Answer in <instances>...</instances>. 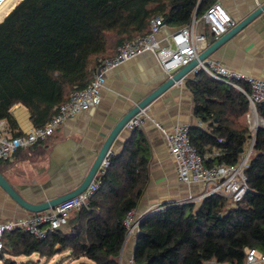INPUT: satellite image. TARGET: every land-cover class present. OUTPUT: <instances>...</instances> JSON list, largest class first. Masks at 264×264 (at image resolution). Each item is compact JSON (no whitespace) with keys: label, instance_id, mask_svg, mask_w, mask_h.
Masks as SVG:
<instances>
[{"label":"trees","instance_id":"obj_1","mask_svg":"<svg viewBox=\"0 0 264 264\" xmlns=\"http://www.w3.org/2000/svg\"><path fill=\"white\" fill-rule=\"evenodd\" d=\"M216 1L20 0L0 21V122L16 129L11 110L22 104L34 126L43 127L75 86L84 89L91 83L101 60L114 56L126 41L148 35L154 17L179 29L203 17ZM185 83L195 115L206 125L191 127L192 145L202 157L218 152L205 160L207 167L236 166L252 140L248 99L204 71L189 75ZM257 113L264 119L263 103ZM150 155L138 128L113 159L88 207L73 212L66 228L45 239L5 233L1 264H37L18 259L38 254L49 261L65 252L87 258L82 264H121L124 219L148 185ZM246 175L248 192L235 205L214 194L198 206L165 205L146 218L136 237L135 262L246 264L249 249L264 254V128L257 131Z\"/></svg>","mask_w":264,"mask_h":264},{"label":"crops","instance_id":"obj_2","mask_svg":"<svg viewBox=\"0 0 264 264\" xmlns=\"http://www.w3.org/2000/svg\"><path fill=\"white\" fill-rule=\"evenodd\" d=\"M221 3L231 18L239 23L262 5L264 0H221ZM195 19L196 32H203L202 17ZM177 30L165 26L157 39L167 40ZM214 40L208 37L209 45ZM210 58L247 75L264 78V14L217 49ZM167 79L168 75L152 53H145L110 71L106 75L100 106L68 120L53 136L33 149L20 150L13 162L0 164V173L33 203H42L76 189L115 125ZM149 112L152 119L168 131L181 124L206 129V125L195 115L193 95L186 83L165 92L149 106ZM11 113L18 132H28L35 127L24 105L14 106ZM141 131L151 155L149 182L135 209L137 217L146 216L165 205L180 203L189 196L201 197L205 193L204 185H185L178 181L176 164L171 158L164 135L155 123L146 120ZM131 137L132 133L125 129L114 142L112 150L120 154ZM200 202L194 204L198 206ZM28 215L31 214L0 187V222ZM136 237L126 241L121 264H128L134 257ZM70 254L65 252L56 255L62 256L56 264L88 263L87 258L75 259ZM29 260L37 264L51 261L34 254L30 258L21 257L18 262Z\"/></svg>","mask_w":264,"mask_h":264},{"label":"built area","instance_id":"obj_3","mask_svg":"<svg viewBox=\"0 0 264 264\" xmlns=\"http://www.w3.org/2000/svg\"><path fill=\"white\" fill-rule=\"evenodd\" d=\"M202 20L204 22L203 32H196V19L194 18L191 24L179 28L169 39L160 41L157 36L165 27V23L163 17H154L151 20L148 35L126 41L118 48L114 56L101 60L91 83L84 89L75 86L69 101L57 107L56 114L43 127H33L28 132L21 133L13 129L7 121H1L0 164L13 162L20 150L31 148L40 141L50 138L68 120L100 106L106 75L110 71L145 53H152L158 59L168 78L172 77L208 48V37H213L217 41L237 24L226 11L221 0H217L207 10ZM199 71H204L212 79L235 88L249 101L248 123L250 125V120L253 119L255 131L252 133L250 144L245 148L236 166L207 167L205 160L218 156V152L202 157L191 143L190 125H177L168 131L152 119L149 106L131 118L125 128L133 133L136 129L142 128L146 120H152L166 139L169 153L176 164L178 181L185 185L202 184L205 186V193L201 197L189 196L184 201L173 205H190L214 194L225 197L229 203L235 205L248 192L246 171L253 156L256 133L260 128H264V119L260 118L257 113V106L264 102V78H256L231 69L213 58L200 62L192 74ZM185 82L186 78L181 79L176 86H182ZM116 156L117 154L112 149L107 152L93 180L80 195L45 212L0 222V253L4 250L3 236L5 233L22 231L38 239H45L50 233L68 226L73 212L89 206L90 200L101 188L102 179ZM163 208H158L141 217H137L135 209L129 211L124 219L127 240L138 235L139 227L146 218ZM128 264L139 263L132 258ZM204 264L218 263L216 260H210ZM246 264H264V254L256 249H249Z\"/></svg>","mask_w":264,"mask_h":264},{"label":"water","instance_id":"obj_4","mask_svg":"<svg viewBox=\"0 0 264 264\" xmlns=\"http://www.w3.org/2000/svg\"><path fill=\"white\" fill-rule=\"evenodd\" d=\"M5 0H0V5ZM264 14V3L258 6L252 13H250L245 19L236 24V26L230 29L225 35L220 37L213 44L209 45V47L203 51L197 59L192 61L187 66L183 67L177 73H175L172 77H169L162 85L152 91L146 98H144L141 102H139L135 107H133L113 128L111 133L106 138L102 147L100 148L90 170L87 175L80 183V185L64 194L55 198L48 199L42 203H33L28 201L24 196L20 194V192L10 184V182L0 173V187L24 210L29 212L30 214H37L45 212L51 208L57 207L59 204L72 199L78 195H80L91 183L95 174L97 173L105 155L109 150L112 149V146L118 136L126 129L125 126L127 122L133 118L136 114H138L141 110L150 106L155 100H157L160 96H162L165 92H167L172 87L176 86L177 82L181 79L187 78L189 74L193 72V70L198 66V64L204 61L207 58H210L217 49H219L222 45H224L227 41H229L232 37L236 36L240 33L244 28L252 24L256 19ZM264 104V102H263ZM132 133V132H131ZM257 134V133H256ZM241 153H244V150H241Z\"/></svg>","mask_w":264,"mask_h":264},{"label":"bare ground","instance_id":"obj_5","mask_svg":"<svg viewBox=\"0 0 264 264\" xmlns=\"http://www.w3.org/2000/svg\"><path fill=\"white\" fill-rule=\"evenodd\" d=\"M17 1L18 0H5L0 5V21L2 20V17L4 18L8 14V12L10 11V8L12 9V7L17 3ZM37 214H39V213H37Z\"/></svg>","mask_w":264,"mask_h":264},{"label":"rangeland","instance_id":"obj_6","mask_svg":"<svg viewBox=\"0 0 264 264\" xmlns=\"http://www.w3.org/2000/svg\"><path fill=\"white\" fill-rule=\"evenodd\" d=\"M20 2V0H18L17 1V3L12 7V9L18 4ZM11 8H10V11L12 10ZM9 11V12H10ZM8 12V13H9ZM2 19H3V17H2ZM253 124H254V121H253V119H251L250 120V125H251V128H252V132L253 131H255V129L253 128ZM29 216V215H28ZM131 238H134V236H132ZM62 258V256H56L55 258H53L49 263H47V264H56V263H59L60 262V259ZM0 264H1V262H0ZM43 264H45V261H43ZM76 264H78L77 262H76Z\"/></svg>","mask_w":264,"mask_h":264}]
</instances>
